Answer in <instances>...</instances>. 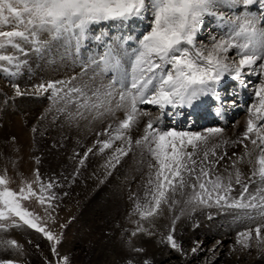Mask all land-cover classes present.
I'll use <instances>...</instances> for the list:
<instances>
[{"label":"snow or ice","instance_id":"1","mask_svg":"<svg viewBox=\"0 0 264 264\" xmlns=\"http://www.w3.org/2000/svg\"><path fill=\"white\" fill-rule=\"evenodd\" d=\"M251 6H255V10ZM237 8L241 11H234ZM148 16L151 17L150 28L140 38L122 34L110 36L93 29L105 22L127 27L129 22ZM205 18H214L226 29L219 39L210 36V45L197 40ZM262 22L264 0H0V73L13 78L18 76L25 64L21 55L30 52L43 55L58 45L73 48L79 54L86 42L103 45L98 54L89 55L80 76L34 84L32 90L49 94L51 99L62 104L61 111L72 118L91 116L94 120H102L120 111L124 113L123 119L108 124L103 132L97 133L105 139H98L96 144L100 146V153L113 149L109 166H115L129 153L138 152L141 162L146 160L143 195L133 193L130 196L134 199L131 214L139 216L135 222L137 229L131 235L138 232L151 235L140 222L148 221L151 225L164 214L165 208L172 211L181 204V215L189 206H216L244 210V219L255 220L264 218ZM25 45L30 47L26 50ZM233 49L235 52L229 57ZM89 68L92 73L85 80L83 76ZM253 74L260 79L253 85L249 118L239 140L225 138L223 127L208 128L207 135L174 127L164 129L160 117L147 120L142 135L133 138L132 131H140V118L151 112V108H141V105L152 106L166 114L178 108L191 109L208 98L213 100L216 114L220 115L223 105H236V100H224L218 90L225 76L240 79ZM13 88L21 96L28 91L21 90L19 84H13ZM117 141L120 144L114 147ZM244 141H249L252 148L249 149ZM229 143L243 144L246 152L231 161L229 167H224L220 161L227 155L226 148L222 152L217 149ZM254 151H258V156L247 160L252 167L245 181L237 165L245 157H251ZM92 152L93 149L88 148L83 159ZM35 177L16 191L9 187L10 178L0 175V233L27 226L50 241L54 257H59L56 246L60 238L41 224V217L23 205V201L32 197L42 205L46 199L56 198L51 192L56 182H44L39 169ZM33 183L39 185V192L33 189ZM251 184L257 187L250 192ZM237 185L240 191L233 195ZM261 228L264 224L254 229L257 238ZM252 231L246 228L238 232V238L244 239L237 242L248 247L246 241L252 238ZM166 240L172 249L183 252L174 235L169 234ZM4 246L22 252V246L14 239L0 238V247ZM133 251L142 252L143 249L134 248ZM61 260L62 264H68L67 257ZM0 264L19 262L0 259ZM126 264H134V261ZM144 264L150 262L145 260Z\"/></svg>","mask_w":264,"mask_h":264},{"label":"bare ground","instance_id":"2","mask_svg":"<svg viewBox=\"0 0 264 264\" xmlns=\"http://www.w3.org/2000/svg\"><path fill=\"white\" fill-rule=\"evenodd\" d=\"M251 7L255 10V6ZM224 10L227 11V9ZM234 11L240 12L241 9L237 8ZM205 19V22L207 23L205 25L206 28L210 26L211 29L209 31L219 39L226 29L221 28L219 22L214 18ZM144 23L145 22H143L142 19L134 20L129 22L127 27H121L114 22H105L93 26V29L95 32L99 33L103 31L104 27L109 29L112 24L116 25L118 29H112L111 33L115 32L116 35L132 34V36L135 37L136 35H139L138 33L141 31L139 29H142L143 31L147 30L148 26ZM132 24H136L138 27L132 28ZM261 27H264V22H262ZM129 31H131V33H129ZM103 32L108 33L106 31ZM202 33V35H205V32ZM210 36H212V34ZM198 37L201 41L202 39H205L203 36ZM207 40H210V37H208ZM102 47L103 45H97L94 42L89 41L81 48L79 54H77L73 48L65 50L63 47V50L65 55L73 56L75 58L74 62H84L86 64L89 55L92 53L98 54V51L102 50ZM89 49H91V52ZM68 50L70 51L69 54ZM234 52V49L229 52V57H231ZM84 63L75 66L71 73L69 72L71 69L69 65L58 67L50 64L46 69V73L47 75L57 76L58 78L56 80L67 79L70 75L80 76L84 72ZM91 73L92 69L89 68L87 74L83 76V79H88V75ZM253 75H244L240 79H233L226 75L218 86L220 95L224 100H236L235 106L229 103L223 105L221 108L227 117L224 124L219 121L221 115L216 114L217 109L213 100L208 98L197 102L191 109L178 108L172 110V112H166V114H161L157 109L152 108V106L141 105V108H151V112L148 116L140 118V123L138 125L140 131L134 129L131 133L133 138L135 139L142 135V130L147 120L160 117V124L164 129L174 127L177 129L203 132L207 135L205 132L206 129L223 127L225 129L223 133L225 138L230 141L239 140L245 132L246 121L249 118L248 106L252 102V86L256 81L255 78L258 81L260 79L259 77L253 78ZM104 79L106 82L108 77L106 76ZM47 80L49 81V79ZM97 80H99V77ZM33 84L39 83L36 81L35 83L31 81L23 83V85H28V87ZM245 84L248 86L244 87ZM228 86H232L233 89L231 93L225 94ZM35 93L36 94L31 93V97H33L34 100L39 99V102L26 100L27 103L42 105L44 109L48 111H55V109L51 107L54 100L50 98L49 94ZM56 105L58 107L57 113H59L58 116H60V118L58 120L56 119V123L58 124L55 125V133H49V136L52 135L49 141L56 140V143L55 145H51L48 149H40V154H43L45 157L42 156L39 160H54L53 171L50 174V177L54 176L60 178L63 173L73 166L78 169L84 168L86 173L82 178H79L78 176L74 177V183L70 195L76 204L81 206V210L85 204V209H83L82 212L80 211L81 216L78 217V220L76 219V226H80L79 228L77 227V231L79 233L81 231L80 235L84 238H91L95 237V228L103 231L104 235L101 236L99 244L96 242V252L93 258L96 259V257L99 256L101 258V264H126L129 260L134 261V264H144L145 260L149 261L150 264H167V259L177 255L179 261L175 262L176 264H193L196 252L190 251V248L194 244L198 243L205 245L212 239L222 238L218 239L219 243L217 245L226 241L235 242V250L232 254V259L229 260L227 264H264V252L260 250L258 245L259 243L264 245V228H261L259 238H257L254 231L258 224H264V218L247 220L244 219V210L216 206H197L195 208L189 206L183 215L180 214V208L183 206L182 204L177 205L172 211L165 208L164 214L159 218L154 219L151 225L148 221L140 222L145 229H149L152 233L149 235L145 232H138L136 238H133L132 244L134 245V248L143 249V253L135 251L132 253L131 250L133 251L134 249L131 248L132 244L130 245L131 250H127L126 253L123 252L121 245L123 246L125 240H128V238L131 237V233L128 231L132 232L137 229V224L135 222L139 220V216L138 214H131L134 208V199H130V196L133 193H137L141 196L143 195L142 185L147 173L146 160L142 163L138 152L136 154L129 153L128 156L123 157L119 163L115 164V166H109L108 159L113 149H107L103 153H100L98 150L100 146L96 144V141L98 139L104 140L105 137L102 135L98 136L97 133L103 132L108 124L123 119L124 113L122 111L117 112L114 117L108 116L102 120H94L91 116L87 119L69 117L67 112L61 111V103H57ZM70 108L74 109V105L70 106ZM179 113H182V115H179ZM13 118L15 117H10L9 120L13 121ZM28 120L32 121L31 118ZM6 130H9V128L7 127ZM244 143L248 144L249 149L252 148L249 141H244ZM119 144L120 142L117 141L114 144V147ZM88 148H92L93 152L88 153L87 158L83 159ZM225 148L227 155L222 161H220V164L224 167H229L231 161L244 156L246 152V149L241 143H229L228 145L217 149V151L222 152ZM234 153L235 155H233ZM256 156H258V151L252 152L251 157H245L244 161L237 165L243 174V179L245 181L248 180L252 167L247 163V160L250 158L255 159ZM82 159L83 163L81 164ZM235 187L236 191L233 195H238L240 187L238 185ZM256 187V184H251L249 191H253ZM59 214L60 212H52V210L51 212H48V215H51L52 218L55 219L60 216ZM174 218H176L175 223H173ZM55 226V223H52L51 227L54 228ZM173 228L175 229L174 232L172 231ZM246 228L253 229L251 233L252 238L246 241L248 247H244L237 242L238 239H244L238 238L237 233ZM86 229H91V231L86 233ZM11 230H15L14 232H21L20 234L23 236L28 235L35 237L33 234L29 235L30 232L25 227L13 228ZM12 231L9 230L0 233V238L10 240L11 236L9 237V235ZM169 234L174 235L175 239L181 244L183 249L182 253L177 252L170 247L166 240V237ZM17 237L18 236H16V238ZM20 237L23 239L22 236ZM22 239H20V241ZM134 240L137 241L134 242ZM213 245L214 244L211 246ZM126 249L128 248L126 247ZM202 251H205V249H202ZM24 256H26V254L14 250L11 246L0 247V259L2 260L12 259L13 257H19L23 260ZM173 262L169 261L168 263Z\"/></svg>","mask_w":264,"mask_h":264},{"label":"rangeland","instance_id":"3","mask_svg":"<svg viewBox=\"0 0 264 264\" xmlns=\"http://www.w3.org/2000/svg\"><path fill=\"white\" fill-rule=\"evenodd\" d=\"M150 19V16L142 19L143 22H145L144 24L148 26L147 30L150 28ZM205 21L206 19L203 21V27L199 32V34L205 32V35H202L203 33L201 35L198 34V36H203L205 39H202L201 41L199 37H197V40L198 42L210 45L211 40L207 39L211 34H214L209 31L211 29L210 26H208L209 28L207 27L208 29L206 28L205 25L207 23ZM135 25L136 24H132L131 27L137 28L138 26ZM110 27L109 29L104 27L105 30L103 28V31L108 32L111 36L115 34V32L111 33V30H117L118 27L112 24ZM5 30L8 29L6 28ZM139 30H141L140 33H138L139 35H136L135 37L140 38L143 33L147 31H143L142 29ZM131 31H129V33H131ZM29 47L30 46L25 45L26 50ZM69 52L70 51L68 50V54ZM21 59L25 61V64L18 76L13 78L9 77L7 74L0 73V175H6L9 177L11 181L9 187L16 191H19L20 187L24 186L27 182L35 180V172L37 169H39V174L43 178L44 182H48L49 180L56 182L51 189V192L55 194V199L51 201L46 199L45 203L42 205L36 197H32L23 201V205L29 211L41 217V224L47 230L52 231L54 235H57L61 242L56 246L59 257H54L51 251L52 243L41 233L29 229L27 226L23 227L29 230V235L33 234L35 237L28 235L23 236L20 234L21 232L19 233L14 232L15 230H10L12 231L9 235V237L11 236L10 240L14 239L17 242L19 241L18 244L22 246L21 253L26 254V256L23 257V260L19 257H13L12 259L17 260L19 264H48V262H51V264H62L61 258L67 257L68 264H101V258L98 256L95 259L93 256L96 252L95 246L97 243L99 244L101 236L104 235L103 231L95 228V237L91 238H84L80 235L81 231L80 233L77 231V227L79 228L80 226H76V219L78 220V217L81 216L82 210L85 209V204L81 210V206L77 205L70 195L72 185L74 183V177L78 176L79 178H82V176L86 173L84 168L78 169L73 166L63 173L60 178L54 176L50 177V174L53 171L54 160H39L42 156L45 157L43 154H40V149H48L51 145H55L56 143V140L49 141L52 136H49V133H55V125L58 124L56 123V119L58 120L60 118V116H58L59 113H57V102L53 101L54 103L51 105L55 111H48L44 109L42 105L27 103L26 100L39 102V99L34 100L33 97H31L32 94H36L33 92L32 86L28 87V85H23L24 82L28 81L42 83L48 81L47 79L56 80L58 78L57 76L47 75L46 73V69L50 64L58 67L69 65L71 67L69 72L71 73L75 66L81 65L84 62H74L75 58L73 56L65 55L63 47L58 45L53 46L46 54L40 55L30 52L26 56L21 55ZM70 77H72V75H70ZM255 77L259 76L253 75V78ZM255 80L254 85L258 82L256 78ZM13 84H19L21 90L28 89L29 92L26 91L22 96L17 95L15 89L13 88ZM231 91L232 87L229 86L227 87L225 94H229ZM10 117L15 118H13V121H10ZM29 118H31L32 121H29ZM7 127L9 130H6ZM32 187L35 191L39 192L38 184L33 183ZM51 210L52 212H60V216L56 219L52 218L51 215L50 217L48 212H51ZM52 223H55L56 225L54 228L51 227ZM90 231L91 229H86V233ZM128 232L132 233L133 231ZM16 236L20 239H22L20 237L22 236L24 241L23 239L20 241V239H17ZM136 236L137 235H131L128 240H125V244H123V246L121 245L123 252L126 253L127 250L134 248L132 243L133 238L135 239ZM218 239L222 238L212 239L205 245L198 243L194 244L190 248V251L195 249L194 252H196L193 264H227V262L232 259V254L235 250V242L226 241L217 245L219 243ZM136 241L137 240H134V242ZM131 244L132 247L130 246ZM212 244L214 245L211 246ZM37 245H39L38 248ZM258 245L260 250L264 252V245L261 243ZM125 246L128 249H126ZM202 249H205V251H202ZM131 252L134 253L132 250ZM178 259L177 255H174L172 258L170 257L167 259L168 262H174H167V264H176L175 262H178Z\"/></svg>","mask_w":264,"mask_h":264}]
</instances>
